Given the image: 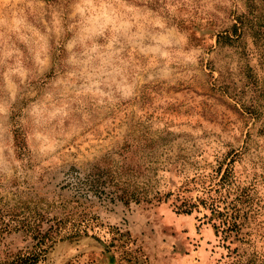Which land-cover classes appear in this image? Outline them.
<instances>
[{"label":"rangeland","instance_id":"1","mask_svg":"<svg viewBox=\"0 0 264 264\" xmlns=\"http://www.w3.org/2000/svg\"><path fill=\"white\" fill-rule=\"evenodd\" d=\"M247 11L246 0H0V259L38 250L13 226L76 199L62 187L70 168L171 193L77 196L88 235L36 264H230L264 248V42L248 21L230 33ZM243 188L244 241L227 257L199 200L225 211ZM183 200L199 211L176 212Z\"/></svg>","mask_w":264,"mask_h":264},{"label":"trees","instance_id":"2","mask_svg":"<svg viewBox=\"0 0 264 264\" xmlns=\"http://www.w3.org/2000/svg\"><path fill=\"white\" fill-rule=\"evenodd\" d=\"M248 7L247 14L239 20L235 21L230 29L232 35H239V24L244 22L252 23V35L257 43L264 42V0H246ZM229 33V34H230ZM229 39L232 37L227 35ZM264 134V126L260 130ZM100 170V171H99ZM227 172V171H226ZM102 170L97 167V172L81 174L76 168H70L64 174L63 188L70 189L76 199L66 202H60L57 207L61 209L60 215L48 216L42 214L38 210L25 214L18 221L17 226L13 229H21L28 233L35 240V247L38 250L19 252L12 255H7L0 259V264H36L40 258V251L46 246L53 244L57 240L74 239L83 235H88V229L92 227L89 218V212L85 211L84 203L77 196L81 195H97L109 198L110 201L119 200L123 204L131 202L138 204L140 202L151 203L152 201H163L170 195L171 192L156 191L152 196L146 193L131 190L125 187V182L113 177L103 178ZM220 182H227L226 175H222ZM249 197L248 190L243 188L232 202H228V208L225 211L219 210L215 206V199L210 197V202L207 200H199L200 205L208 211L204 214L201 223H210L215 237L219 238L225 245L227 257H232L231 253H236V248L231 247L234 239L244 241L241 238V226L244 220V215L238 203H245ZM238 199V203L235 201ZM229 204L231 205L229 207ZM199 204L196 202H186L183 200L180 205L176 206V212L183 214H191L193 210L199 211ZM80 207L81 210L79 209ZM230 209V211H229ZM44 223L47 226H44ZM12 228V226H9ZM236 257V259H235ZM235 260V261H234ZM232 257L230 264H264V248L260 252L246 254L245 252L236 253Z\"/></svg>","mask_w":264,"mask_h":264}]
</instances>
